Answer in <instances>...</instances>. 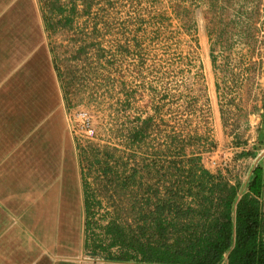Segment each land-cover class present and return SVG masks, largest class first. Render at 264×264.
<instances>
[{"label": "rangeland", "instance_id": "rangeland-1", "mask_svg": "<svg viewBox=\"0 0 264 264\" xmlns=\"http://www.w3.org/2000/svg\"><path fill=\"white\" fill-rule=\"evenodd\" d=\"M177 1L47 0L69 130L83 154L93 198L90 229L85 222L90 249L83 260L108 257L91 246L97 240L109 244L102 228L113 219L146 242L187 240L186 228L192 233L195 226L190 220L184 221L186 228L170 226L161 239L150 222H139L146 232L141 235L132 219L138 212L134 200L146 214V202L165 192L172 162L203 166L241 186L257 161L264 163V0H180L190 6L197 25L188 38L172 34ZM163 13L171 19L169 30L162 28ZM83 45L89 47L86 54L79 53ZM81 112L89 118L88 128ZM106 164L124 176L135 169L134 185L120 188L112 174L107 183L101 173ZM184 201L186 207L192 199ZM195 221L203 224L204 218Z\"/></svg>", "mask_w": 264, "mask_h": 264}, {"label": "crops", "instance_id": "crops-1", "mask_svg": "<svg viewBox=\"0 0 264 264\" xmlns=\"http://www.w3.org/2000/svg\"><path fill=\"white\" fill-rule=\"evenodd\" d=\"M258 165L264 174L258 160L249 177ZM86 178L47 0H0V264H159L81 259L90 249L86 202L93 201ZM259 203L264 219V190Z\"/></svg>", "mask_w": 264, "mask_h": 264}, {"label": "trees", "instance_id": "trees-1", "mask_svg": "<svg viewBox=\"0 0 264 264\" xmlns=\"http://www.w3.org/2000/svg\"><path fill=\"white\" fill-rule=\"evenodd\" d=\"M89 9L90 7L86 6L85 13L89 14ZM50 11L56 14L53 10ZM75 11L76 6L70 11V15H74ZM58 13L65 15L62 8L58 9ZM171 14L177 21V26L172 32L174 38L181 36L188 38L197 31L193 11L186 2L177 1L171 9ZM160 18L164 30L173 27L170 25L171 19L165 13L160 15ZM67 21L69 24L73 22L70 18ZM47 25L48 28L51 27L48 20ZM178 43L182 44L181 40H178ZM88 50L89 47L83 45L79 53L86 54ZM211 61L216 73V57L213 49H211ZM57 71L61 78L58 67ZM63 88L65 90L64 85ZM216 90L217 92L219 90L218 84ZM247 155L253 156V154ZM166 170L168 174L164 178L169 182L165 183V192L160 195L154 194L156 195L154 202L152 199L146 202L148 208L146 214L138 208L142 203L134 200L132 208L137 209L138 212L132 219L138 225V231H142L141 235L145 236L146 232L139 222L146 225L150 222L161 239H164L170 226L174 229L186 228L184 221L186 223L190 220L195 226L192 233L190 227L186 228V232L190 233L187 240L182 244L177 240L172 245L162 241L146 242L129 236L125 227L113 219L102 228L110 241L109 244L105 246L101 240L94 241L91 246L93 253L103 251L109 254V259L140 260L159 264H221L224 260H227L228 264H264V219L259 203L264 190L262 166L258 165L253 170L244 188L239 183L231 184L221 175H214L199 165L192 164L188 168H182L172 162ZM114 171V167L110 168L106 164L101 170L102 178H106L107 183H110L113 181L109 178L112 174L121 181L118 182L120 188L134 185L138 176L135 169L126 176ZM187 198L192 199V202L185 207L184 200ZM86 208L88 230L91 228V207L88 200ZM196 218H204L203 224L197 223ZM112 248H118L120 251L111 254L109 251Z\"/></svg>", "mask_w": 264, "mask_h": 264}, {"label": "built area", "instance_id": "built-area-1", "mask_svg": "<svg viewBox=\"0 0 264 264\" xmlns=\"http://www.w3.org/2000/svg\"><path fill=\"white\" fill-rule=\"evenodd\" d=\"M79 117L87 124L86 127L88 128L90 123H89V118L87 117V114L85 112H81L79 114Z\"/></svg>", "mask_w": 264, "mask_h": 264}]
</instances>
